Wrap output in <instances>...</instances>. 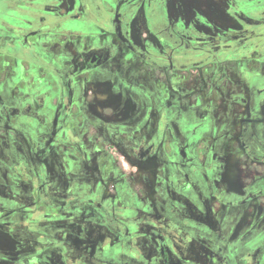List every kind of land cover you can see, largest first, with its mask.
Listing matches in <instances>:
<instances>
[{
    "label": "flooded vegetation",
    "instance_id": "af4514ba",
    "mask_svg": "<svg viewBox=\"0 0 264 264\" xmlns=\"http://www.w3.org/2000/svg\"><path fill=\"white\" fill-rule=\"evenodd\" d=\"M189 111L199 122L178 126ZM111 146L140 163L172 150L158 201L67 191L96 169L107 180ZM235 172L250 181L242 200L225 197ZM254 204L264 210V0H0V264H120L117 247L136 264H264V239L250 241L264 214L241 224ZM66 206L105 223L83 215V235L58 237ZM125 210L130 224L112 215Z\"/></svg>",
    "mask_w": 264,
    "mask_h": 264
},
{
    "label": "rangeland",
    "instance_id": "374dc122",
    "mask_svg": "<svg viewBox=\"0 0 264 264\" xmlns=\"http://www.w3.org/2000/svg\"><path fill=\"white\" fill-rule=\"evenodd\" d=\"M193 76L192 74H184L181 76H178L179 78H181L182 80H186V78ZM33 85H35V82L32 83ZM189 121L191 120L192 122H199V118L196 115V113L194 112H185L184 115L181 117L179 116V118L176 120V123L178 124V126H182V122L183 121ZM151 140V139H150ZM138 151V150H135ZM107 153L110 154L111 158H112V162L108 163V178L106 180V177L104 176L103 173V178H105V180L102 179V177H100V172L98 169H96V171H94V180L91 182V184L88 186L89 182L85 181V182H77L80 184L79 187H81V190H79V187L75 186L73 187V184H70V188H67V191L71 192V193H75L77 195H81V196H87L89 194V189H91V191L95 190V192H97L96 194V199L102 200V196L100 195V193L103 195H105V193L107 194L108 199H112V200H117V193L119 192H123L124 195L127 194V188L130 189L131 192H134V194L136 195L141 194L142 196L140 198L144 199L146 201V203H148L150 200H152V198H154L155 200L158 201V196L157 193L158 192V188L160 187L159 185L156 184V182L161 178L160 177V173L162 170V163L163 162H168L170 160L171 155L173 154L172 150H168V149H157L153 152V154H155V156H157L155 159L151 160V161H146V162H142L140 163L138 161V159H136V157L133 154V150L131 149H117L113 146L109 147L106 150ZM69 168V167H68ZM162 173V172H161ZM155 175V177H154ZM41 183V181H38V185ZM101 183V185L99 186V184ZM95 185V186H93ZM155 185V187H154ZM69 189V190H68ZM79 190V191H78ZM104 192V193H103ZM130 192V193H131ZM99 195V196H98ZM115 195V197H114ZM101 197V198H100ZM160 202L163 204V199H160ZM115 204V203H113ZM1 206H9L8 204H3ZM121 206H123L121 204ZM12 207V206H11ZM42 208V206H40ZM122 209H125L124 207ZM23 211V210H22ZM83 215L88 216L89 218H92L94 222H100V223H105V218L102 215V213L96 209H90V210H86V209H82V210H73L72 208L66 206L65 208V214L63 215V219H66L65 224H68L65 228H63V230H54V233L58 236V237H62V235L65 233V235H67L66 233L68 232H76L79 234L83 233V230L81 228H79L77 225H75L74 223L77 222V217H83ZM113 217H117L120 218L121 216H123L121 219H127L124 222L130 224L131 221L134 219L133 218V213H130L129 211L125 210L124 214L121 213H113L112 214ZM22 215H20L18 217V219L23 220ZM45 218L46 215L44 213H37L34 218L37 220V218ZM29 217H27L28 219ZM56 217H54L52 220H55ZM27 223H29L27 221ZM31 227L35 228V223L30 224ZM121 225L125 226L126 224L121 223ZM132 231V230H131ZM115 235L119 234L118 232L114 231L113 232ZM83 235V234H82ZM0 237L2 238V236L0 235ZM66 239V236H64ZM40 238V237H39ZM3 239V238H2ZM41 239V238H40ZM4 241L2 242L4 244L5 239H3ZM1 241V239H0ZM43 242V241H42ZM124 249V250H123ZM128 247H117L114 248L112 251H109L110 253H113L114 255V261L115 262H119L120 264H136L137 260L135 258H130L129 256H125V255H121L124 253H134L133 250H131ZM43 252V251H42ZM103 251H101L102 253ZM116 255H119V257H116Z\"/></svg>",
    "mask_w": 264,
    "mask_h": 264
},
{
    "label": "crops",
    "instance_id": "0c3cea01",
    "mask_svg": "<svg viewBox=\"0 0 264 264\" xmlns=\"http://www.w3.org/2000/svg\"><path fill=\"white\" fill-rule=\"evenodd\" d=\"M232 145L229 147L230 149L234 150L237 149V146L234 143H231ZM250 184V181H244L242 179V177L240 175H238V173H228L227 175V179H226V185L223 183L224 185V189L227 190V192L225 193V197L227 195L228 198H237L236 200H242L243 197L245 196V189L247 184ZM230 192H234V194H230ZM259 199V198H258ZM258 199H256L257 202ZM253 202V203H254ZM254 206H256L254 204ZM241 211L244 214V220L241 222L242 225H244V221H246V224H254L256 223V221L260 218V216L263 213L264 210L261 211V209H257L256 207H250V205L247 206H243L241 207ZM243 228V227H242ZM240 228V229H242ZM262 235H264V221L259 222V224H257L256 230L254 232V234L250 237V241H255L256 244L261 243L264 239V237L262 238ZM263 243V242H262Z\"/></svg>",
    "mask_w": 264,
    "mask_h": 264
}]
</instances>
